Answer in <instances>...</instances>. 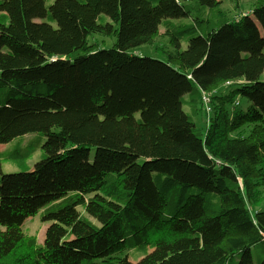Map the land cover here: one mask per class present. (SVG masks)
<instances>
[{
	"label": "trees",
	"instance_id": "1",
	"mask_svg": "<svg viewBox=\"0 0 264 264\" xmlns=\"http://www.w3.org/2000/svg\"><path fill=\"white\" fill-rule=\"evenodd\" d=\"M240 1L0 0V264H264V0Z\"/></svg>",
	"mask_w": 264,
	"mask_h": 264
},
{
	"label": "rangeland",
	"instance_id": "2",
	"mask_svg": "<svg viewBox=\"0 0 264 264\" xmlns=\"http://www.w3.org/2000/svg\"><path fill=\"white\" fill-rule=\"evenodd\" d=\"M259 0H241L239 2L240 9L242 10V15L250 14L252 8L254 5L258 3ZM237 5L234 2H227L224 1L221 9L227 13V15L230 17V19H235L240 17L239 10L236 9ZM164 34V31L161 29L160 36L155 40V43L153 46H145L142 48H139L138 50H133L131 53L138 54V55H145L151 58H160L157 49L163 50L167 47L166 39L162 36ZM116 38H105L102 36H93L89 38L90 44L94 45L96 48L99 47V49H111L114 47V44L116 43ZM264 80V77H263ZM235 87H231L230 90H234ZM186 100H188V97H185ZM241 102V99L236 100ZM245 108L247 107V103L244 102ZM242 106V103H241ZM185 112H189V108L185 106L184 108ZM195 123L198 129H200L203 133L206 132L207 125H208V116L207 118H202L201 115L197 116L195 118ZM250 129L244 128L239 135H247L249 134ZM22 141L24 143V146H26V150L33 149L34 154L31 156V158L26 159V166L27 167H33L38 161L41 160L42 155L45 154V151L43 149V144L45 142V137L43 135L34 134L32 136H26L22 138ZM21 144L20 140H16L8 145H2L0 146V152H9L12 153L13 149ZM4 173H15L19 171L17 168L13 167L11 164H4L3 166ZM94 223H96L94 220H92ZM47 227L45 224L41 223V214L38 215L34 219L27 220L25 223L24 229L27 231L28 235H35L38 234V241L39 244H44L45 239V233L47 230ZM129 259L131 261H136L135 258H133L132 255H128ZM96 264H110L108 262H102L101 260H98Z\"/></svg>",
	"mask_w": 264,
	"mask_h": 264
},
{
	"label": "built area",
	"instance_id": "3",
	"mask_svg": "<svg viewBox=\"0 0 264 264\" xmlns=\"http://www.w3.org/2000/svg\"><path fill=\"white\" fill-rule=\"evenodd\" d=\"M203 102H204V108L206 110V114L208 115V117H210V115L212 114V108L210 105L211 104L210 98L208 96H204ZM236 104L238 105V103H236Z\"/></svg>",
	"mask_w": 264,
	"mask_h": 264
}]
</instances>
